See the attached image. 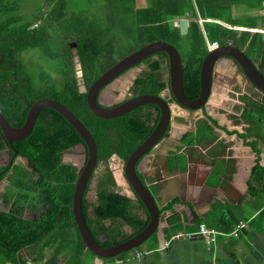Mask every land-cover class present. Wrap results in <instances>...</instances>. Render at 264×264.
Listing matches in <instances>:
<instances>
[{
	"label": "trees",
	"instance_id": "1",
	"mask_svg": "<svg viewBox=\"0 0 264 264\" xmlns=\"http://www.w3.org/2000/svg\"><path fill=\"white\" fill-rule=\"evenodd\" d=\"M23 1L0 0V106L8 104L13 107L17 112V127H21L35 101L54 100L65 106L89 130L97 149L95 169L98 173L93 170L84 187L82 215L101 247L116 245L142 231L149 220L138 198L128 197L117 190L109 160L116 155L125 162L153 131L159 111L153 105H143L114 119H100L89 111L86 93L79 91L80 85L88 89L119 59L154 41L169 43L180 53L184 95L188 99H195L199 94V70L208 52L207 44L233 45L243 51L264 76V35L232 29L258 28L252 22L258 19L257 16L237 19L234 14L235 19H231L233 14L229 9L239 2L259 6L262 0H145V7L134 12L135 0H112L109 6H104L107 10L92 13L72 10L68 6L69 0H39L30 16L22 11ZM42 3L49 6L44 16L39 15ZM186 15L189 19L182 33L174 26L173 19ZM70 42L74 46L71 47ZM30 49L49 50L48 59L58 71L56 82L44 78L37 91L26 83L24 77L21 82L20 79L14 80L15 76H21L22 68L11 53ZM74 57L80 65L81 83H78L74 69ZM140 65L144 69L132 82L131 97L151 94L171 102V98L163 95L168 87L166 55L156 52L136 67ZM18 86L27 88V91L18 94L13 89ZM239 101L242 105L235 108L239 112L235 119L248 124L243 133L227 131L207 116L206 120H198L194 135H186L189 143H212L216 139L213 132L216 127L228 135L236 134L259 155V142H264L263 102H255L248 95L240 96ZM248 137L253 138L247 141ZM79 143H82L81 137L58 112L43 108L32 134L15 144L19 153L34 165L37 178L22 166L9 176L2 198L6 205L11 204L7 210H0V264L92 263L94 256L85 249L71 212L79 173L71 164L62 163V154ZM181 159L179 154L171 158L179 164L183 162ZM258 162L253 166L248 182L247 193L254 200L253 205L242 209L239 204L234 207L216 204L213 213L218 216L206 218V226L230 233L244 222L249 230L264 233V167ZM138 164L139 160L135 166ZM94 179L95 200L92 201L87 196L93 190L91 183ZM26 212H34L35 217H26ZM125 227L131 232L127 233ZM241 231L247 233L244 229L239 233ZM49 249L52 253L45 259V252ZM127 254L122 253L102 263L125 258Z\"/></svg>",
	"mask_w": 264,
	"mask_h": 264
},
{
	"label": "crops",
	"instance_id": "2",
	"mask_svg": "<svg viewBox=\"0 0 264 264\" xmlns=\"http://www.w3.org/2000/svg\"><path fill=\"white\" fill-rule=\"evenodd\" d=\"M246 10L250 11L245 16L257 12V18L261 24L255 25L258 28L253 29L238 28L241 29L239 31L253 33L264 31V27H262L264 26V20L262 21V18H264V0L261 1L259 6L255 4L248 5ZM243 11H245L244 8L240 10V12ZM225 27L230 28L228 25H225ZM225 66L219 64L215 69L216 77L212 83L211 96L203 109V115L200 113L191 115L190 118L194 120L193 129L188 121V112L174 103L170 104L172 112L170 133L172 136L181 137V142L182 137L187 135L186 132L195 131L198 120H206L207 116L214 119L218 126L224 127L227 131L243 133V129L248 127V124H244L242 121L237 122L238 119H235L239 115L235 108L242 105L239 101L242 95L249 94L248 96L255 97V99L252 98L253 101H262L264 105V100H259L251 89L244 90V85H241L239 80L232 77V68H225ZM239 86H242L241 89ZM213 132L216 134V139L210 144L189 143L190 140L186 137L184 144L177 148L176 154H179L183 162L181 161L179 167L176 165L177 167L172 168L173 170L178 168L175 170L176 174L172 177L163 178L165 183L159 192L162 190L166 192L164 197H175H172V200L161 209L164 212V218L158 233L153 234L154 236H151L140 248L129 251L125 258L104 264H264V233L249 230L247 223L244 222L230 233H221L207 226L218 233L216 243L213 245H208L200 239L170 241L171 236L177 232H193L197 229V225H205L204 220L206 218H216L218 213H213L216 204L223 207L229 205L234 207L239 204L240 208L245 209L254 203V200L247 193L248 189L245 188L244 177L251 163L255 162L256 164L258 161L264 163V158H261L264 156V142H259L258 147L261 152L256 155L236 134L228 135L216 127L213 128ZM252 138L248 137L247 141L252 140ZM115 157L117 166H120V179L124 184L119 186L115 171L110 167L115 183L120 193L131 197L132 194L122 176L123 161L119 157ZM163 162L164 160L162 162L161 160H155L156 166H154L152 160H145L140 165L138 174L146 172L148 175V172L152 174L159 172L161 176H165L162 171ZM158 164L160 168L155 171ZM3 191L0 188V193ZM180 194H183L186 199L194 194V200L199 201L197 202L199 203L198 208L204 212L195 216L194 220L186 208L183 209L184 212H180L182 207L178 205L179 201L176 196ZM10 204L6 205L0 197V210H7ZM170 204L171 206H169ZM173 206L176 207L175 211L168 213L167 211H171ZM161 210L160 212H162ZM25 214L26 217L29 216L28 212ZM198 219L199 221H197ZM124 229L127 233L131 232L127 227ZM241 229L246 230L247 233L244 231L239 233ZM173 230H176L175 233L170 232ZM167 242L169 243L168 247L165 246ZM83 252L85 253V250ZM51 253L50 249L47 250L45 259H48ZM138 253L142 254L139 258ZM90 264H93V261Z\"/></svg>",
	"mask_w": 264,
	"mask_h": 264
},
{
	"label": "water",
	"instance_id": "3",
	"mask_svg": "<svg viewBox=\"0 0 264 264\" xmlns=\"http://www.w3.org/2000/svg\"><path fill=\"white\" fill-rule=\"evenodd\" d=\"M223 26L225 25L223 24ZM234 29L241 30L238 28ZM156 52H163L167 57L168 87L166 88V95L172 99V103L188 112V121L192 129L194 120L190 117L193 113L203 115V109L211 96L212 83L216 77L215 69L219 64L226 65L225 68L231 67L233 72L232 77L235 80H239L241 85H244V90L251 89L252 93L259 100H264V76L259 72L256 64L243 51L230 44L223 46L216 45L208 49L200 65L199 94L195 99H188L184 95L183 67L180 53L174 46L162 41L145 44L141 48L125 55L112 67L100 74L88 89L80 85L79 91L86 93L85 101L89 111L100 119H114L143 105H153L159 111V118L153 131L131 152L127 160L123 162V178L130 188L132 193L131 198H138L148 215L149 221L142 231L116 245L101 247L91 235L82 215L81 199L83 190L89 176L95 168L97 158L96 145L89 130L65 106L50 99L35 101L27 113L23 126L20 128L11 127L0 113V130L8 143L24 139L30 133L39 112L43 108H51L58 112L81 137L82 143L78 147L84 148L86 154L82 156V161L80 162L79 176L76 180L72 196L71 212L85 249L94 256L93 264H102L103 260L113 259L122 253L140 248L153 234L158 233L164 218V212H160V210L172 200V197H175H164V193L166 192L163 190L159 192L165 183L163 178L172 177L176 174L175 170L178 168H175V170L172 168L179 167L180 165L178 162L171 160V158L177 155V148L182 146V142L181 137L172 136L170 133L172 116L170 103L162 96L151 94L132 96L114 106L104 104L100 100V94L106 87H109L120 76L129 72L143 59ZM77 65L80 68V65ZM78 83H80V79H78ZM241 87L239 86L240 89ZM252 98L255 99L253 96ZM167 130L168 132L165 136ZM193 131L190 130L186 133L188 135ZM147 158L152 160L154 166H156L155 160H161V162L164 160L165 162L162 168L165 176H161L159 172L151 175L150 178L154 180L152 183L144 182L138 176V166L147 160ZM261 158L263 159L264 156ZM21 160L26 169H34V165L29 159L21 157ZM138 160H140L139 165L136 167L135 163ZM258 163L264 167V163L261 161ZM254 164L255 162L250 164L244 177L246 189H248L247 182L251 176ZM155 171H158V167ZM143 178L148 179L149 176L143 174ZM150 186H156L154 192L151 191ZM176 196L179 201L178 205L182 207L180 212H184L183 209L186 208L193 220L195 216L204 212L198 208L199 203L197 202L199 201L196 202L194 200V194L189 199L184 198L183 194ZM175 209L176 207L173 206L171 211L167 212L173 213Z\"/></svg>",
	"mask_w": 264,
	"mask_h": 264
},
{
	"label": "rangeland",
	"instance_id": "4",
	"mask_svg": "<svg viewBox=\"0 0 264 264\" xmlns=\"http://www.w3.org/2000/svg\"><path fill=\"white\" fill-rule=\"evenodd\" d=\"M112 0H69V8H71L72 10H80L82 12L85 13H92V11H101L102 9L107 10L104 6H109L110 4H108L109 2H111ZM37 3H39V0H25L22 2L21 4V8L23 13H26L28 16L31 15V11L35 10L34 5H37ZM103 3V4H102ZM100 4H102V6H100ZM146 3L145 0H135V6L132 9V12H134L135 9L137 8H143L145 7ZM217 5V4H215ZM247 4L245 2H239L236 3L232 6H229V9H233V16H231V19H235L234 14L239 18H245V15H248V11L250 10H246L247 9ZM244 8L245 11L240 12V10ZM40 12L39 15L44 16L45 12L49 10V6H47L46 4L42 3V8H40ZM105 13H107L106 11H104ZM257 12H252L249 13L250 17H255ZM242 14V15H241ZM188 17L187 15L183 18H179V17H175L173 19V24L176 27H179L181 32H185V29L187 27V22H188ZM201 21H199L200 24ZM255 25H260L261 23L259 22L258 19H254L252 21ZM236 27H233L232 29H234ZM69 45L72 47L73 44L70 42ZM56 47L59 48L58 45H55ZM48 51H40L37 49H30L24 52H18L17 54H15V52H12L11 54H14L17 58V60L19 61L20 68H22L20 71V74L22 77L26 78L27 82L26 83H30L32 89L34 91L39 90L42 87V80L45 78H49L52 82H56L57 81V74L58 71L56 69L55 64L50 61L48 59V55L47 53ZM53 53H56L54 51H52ZM72 54H74L75 52L72 51ZM74 69L76 70V76L78 79L81 78L80 75V68L78 67V62H77V58H74ZM76 65V66H75ZM144 69L143 65L138 66L137 68H134L132 70H130L129 72L123 74L122 76H120L117 80H115L107 89L106 91H103L100 94V99L102 100L103 103L106 104H112L118 101H121L123 99H127L129 97H131L132 92H131V85L132 82L134 80V78H136L137 76H139L142 72V70ZM48 80V79H46ZM81 83V80H80ZM22 92L27 91V88L24 87H20ZM80 89V88H79ZM163 95L166 96L168 98V96L166 95V89L163 92ZM105 97V98H104ZM170 98V97H169ZM172 105V102L170 103ZM224 114V113H223ZM222 114V115H223ZM226 116V115H225ZM233 123V120H232ZM194 132V131H193ZM191 132V133H193ZM190 134V133H189ZM195 133H193L194 135ZM205 134L208 135V133L205 132ZM68 159V157L66 156L64 161H66ZM75 164H78L79 162L74 161ZM109 166L111 168H113V170L115 171V175L117 177V181L119 186L123 185L124 182L120 179V166H117V159L115 157V155L111 156L110 160H109ZM119 168V170H117ZM113 174V172H112ZM93 188V186H92ZM89 199H94L95 198V193L94 190H92L89 195H88ZM51 251V250H50Z\"/></svg>",
	"mask_w": 264,
	"mask_h": 264
},
{
	"label": "flooded vegetation",
	"instance_id": "5",
	"mask_svg": "<svg viewBox=\"0 0 264 264\" xmlns=\"http://www.w3.org/2000/svg\"><path fill=\"white\" fill-rule=\"evenodd\" d=\"M135 68H137V67H135ZM134 69V68H133ZM127 73V72H126ZM17 79H20L19 81L21 82V81H23L24 80V78L22 77V76H19V77H14V80L17 82ZM108 87H106L105 89H104V91H106V89H107ZM13 89H15V92H17L18 94H22L21 92V88L18 86V88L17 87H13ZM128 99V98H127ZM127 99H123V100H121V101H118V102H115V103H112V104H107V105H111V106H114V105H117L118 103H120V102H123V101H125V100H127ZM172 102V101H171ZM171 102H169V103H171ZM106 104V103H105ZM4 105H2V106H0V113H1V115L4 117V119L7 121V123L11 126V127H13V128H20V127H17V121H18V117H17V112H16V110L13 108V107H11V106H9L8 104L6 105V107H3ZM1 107H2V109H1ZM11 109H12V111H11ZM19 114V113H18ZM37 119V118H36ZM25 122V121H24ZM24 124V123H23ZM34 125H35V123H34ZM23 126V125H22ZM21 126V127H22ZM34 127V126H33ZM33 127H32V129H31V131H30V133L28 134V135H30V134H32V130H33ZM169 130V129H168ZM168 130L166 131V133H165V136L167 135V132H168ZM185 138H186V136L184 137H182V145L184 144V141H185ZM22 140H20V141H13V142H10V143H8L5 139H4V137H3V135H2V132H1V130H0V145H1V147H0V188H2L4 191L2 192V193H0V197H1V200L3 201V198H2V194L5 192V190H6V188H7V185H8V180H9V176L12 174V173H14L15 172V170L17 169V167H23L24 169H25V171L29 174L30 173V175H32L35 179L37 178L36 176V174L34 173V170H35V167H34V169L33 170H28V169H26L25 167H24V164H23V162H22V160H21V157H24V156H22L20 153H19V151H18V149H16V146H15V144L16 143H18V142H21ZM80 144V143H79ZM79 144H77V145H75L73 148H70V150L69 151H66V152H64L63 154H62V163H66V164H71L73 167H75L76 168V171L79 173V167H80V162L82 161V156L84 155V154H86V152L84 151V148H81V147H78V145ZM68 157V159L66 160V161H64V159H65V157ZM116 156V155H115ZM26 158V157H25ZM147 160H150V158H147ZM74 161H77V162H79L78 164H75L74 163ZM123 161V160H122ZM140 161V160H139ZM124 162V161H123ZM164 164H165V162H163ZM143 164V162L140 164V165H142ZM139 165V164H138ZM137 165V166H138ZM140 165L138 166V169L140 170ZM161 165V164H160ZM158 166H159V164H158ZM157 166V167H158ZM162 166V165H161ZM159 168H160V166L158 167V170H159ZM162 168H163V166H162ZM112 171V170H111ZM162 171H163V169H162ZM97 172V169H95L94 168V172L93 173H96ZM164 172V171H163ZM98 173V172H97ZM149 174L147 175L146 174V172H143V173H140V174H138V176L140 177V179H142V181H144V182H148V183H152V182H154V180L152 179V178H150V176L151 175H155V174H152L151 172H148ZM143 174H146L147 176H149V178L147 179H145V178H143ZM114 176V175H113ZM122 176H123V165H122ZM95 184H96V179H94L93 181H92V183H91V187L93 186V190H94V188H95ZM125 184H126V182H125ZM117 186V185H116ZM126 186H127V188H128V190H130V188L128 187V185L126 184ZM155 187L156 186H150V188H151V191L152 192H154L155 191ZM117 190H118V188H117ZM119 191V190H118ZM91 192V191H90ZM89 192V193H90ZM131 192V191H130ZM132 194V193H131ZM89 195V194H88ZM88 197V196H87ZM89 199V198H88ZM89 200H91V199H89ZM93 200H95V198L94 199H92V201ZM29 216H31V217H35V215H34V212H29Z\"/></svg>",
	"mask_w": 264,
	"mask_h": 264
},
{
	"label": "built area",
	"instance_id": "6",
	"mask_svg": "<svg viewBox=\"0 0 264 264\" xmlns=\"http://www.w3.org/2000/svg\"><path fill=\"white\" fill-rule=\"evenodd\" d=\"M261 33L264 34V31H262ZM216 45V43H213L212 45L208 44V48L210 49L211 47H214ZM217 235L218 233L214 229H210L204 224H200L198 225L197 229L193 232H177L176 234L171 236L170 241L200 239L208 245H213L216 243ZM165 246L168 247L169 243L167 242ZM141 255V253H138V258L141 257Z\"/></svg>",
	"mask_w": 264,
	"mask_h": 264
},
{
	"label": "clouds",
	"instance_id": "7",
	"mask_svg": "<svg viewBox=\"0 0 264 264\" xmlns=\"http://www.w3.org/2000/svg\"><path fill=\"white\" fill-rule=\"evenodd\" d=\"M209 49V48H208ZM113 156V155H112Z\"/></svg>",
	"mask_w": 264,
	"mask_h": 264
}]
</instances>
